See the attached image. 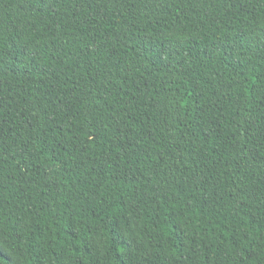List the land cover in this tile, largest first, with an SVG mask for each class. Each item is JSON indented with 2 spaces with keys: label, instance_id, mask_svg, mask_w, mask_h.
<instances>
[{
  "label": "trees",
  "instance_id": "trees-1",
  "mask_svg": "<svg viewBox=\"0 0 264 264\" xmlns=\"http://www.w3.org/2000/svg\"><path fill=\"white\" fill-rule=\"evenodd\" d=\"M0 264H264V0H0Z\"/></svg>",
  "mask_w": 264,
  "mask_h": 264
}]
</instances>
